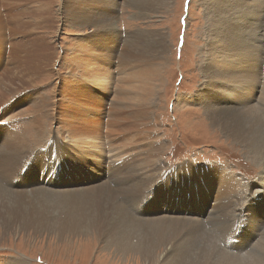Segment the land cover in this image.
<instances>
[{
  "label": "bare ground",
  "instance_id": "bare-ground-1",
  "mask_svg": "<svg viewBox=\"0 0 264 264\" xmlns=\"http://www.w3.org/2000/svg\"><path fill=\"white\" fill-rule=\"evenodd\" d=\"M31 1L41 0H0V5L2 4L0 33L2 30L5 32L4 20L15 26L17 35L30 34L32 37L39 29H43L46 20L51 19L44 13L50 8L49 2L38 3L35 17L40 18L42 22L34 24L31 19L30 22H25L26 11H21V6ZM109 1L57 2V11H63L67 19L74 22L73 25L77 23V25L92 26L94 31L91 30L92 33L85 36L78 49L73 52L76 55L73 66L67 63L71 58L70 55L64 57L65 74L61 76L59 100L52 101L41 97V90L39 92L33 87L35 84L27 87L33 91L31 96L29 93L25 96L29 98L31 104L37 97L40 98L33 104L35 111H31V113L34 111L32 116L35 118V123H33L37 129L36 136L39 142L37 143L40 146L34 151V144L25 140L23 132L14 134L10 127L7 129L8 137L4 139L2 135L5 132L0 128V175L8 185L10 184L8 187L0 179V227L5 231H10L16 226L20 231L33 229L35 233L49 232V234H57L58 231L62 235L69 233L79 235L75 237H94V241L104 243L105 249H112L113 254L127 258V261L132 257L140 264H161V261L167 264H264V241L258 240L260 228L264 226V170L258 177L259 186H256L257 188L254 189L256 191H252L253 194L250 196L245 193L241 181L231 178L233 181L231 182L230 179L231 185L227 187L229 196L227 195L226 199L223 196L216 197L213 191L215 184L221 180L220 176L215 174L209 181L206 179V182H203V171L191 164H188L184 170L183 167L171 169L168 172L172 175L169 184L162 183L154 187L158 183L155 181V177L159 175L157 171L161 169L156 157L158 150L164 145L160 142L159 135L155 133L158 132L156 125H151L153 120H150V115L154 110L151 113L150 110L155 102H159L161 87L157 77L161 68L166 66L163 59L169 45L166 34L159 31L139 30L128 34L127 40L122 39L118 32H114L115 26H111L115 19L112 17L113 12L107 9L111 3ZM169 1L127 0L129 5L140 10H145L152 2L162 6L167 5ZM206 2V11L209 14L207 18L209 46L203 47L201 54L204 80L202 85L200 84L201 89L195 96V101L204 104L209 123L215 132L241 145L247 156L256 163L262 161L264 164V23L262 22L264 0H206ZM3 8H8L7 10L12 12L7 14L6 10L4 14L1 12ZM15 11L18 13L12 14ZM33 17L30 15L27 19ZM255 20L259 22L254 25ZM22 28L27 29L23 31ZM101 30H104L106 35L97 34ZM142 32L149 33V36L141 34ZM12 35L16 36L13 30ZM30 37L25 43L20 41L17 42L20 45L15 43L16 45L12 47L9 59L10 63L14 61L15 63L13 67H9L8 64L0 76V101H2L0 105L6 102L8 97L22 95L19 94L24 84L21 79L26 82L31 80L23 77L34 72L30 65L23 63L30 57L29 49H38L34 39ZM121 41L125 44H121ZM39 47V49L44 48L42 44ZM19 52L23 54L20 55ZM93 54L98 55H95L98 62H93L89 58ZM4 56L5 51L3 53L0 50V69H4L2 66H5ZM111 56L113 60H110ZM32 57L36 58V56ZM42 58L44 60L46 57L42 56ZM18 61L29 71H19ZM149 61L155 63L148 67ZM139 64L143 68L138 72L140 74L137 73ZM16 65L19 66L17 70H15ZM39 68L40 72L47 71L45 67L39 66ZM53 72L50 70V73ZM155 75L157 79H154ZM16 79L20 82L17 83ZM82 85L88 86L91 90ZM82 95L86 100L90 99L93 105L81 101L79 98ZM92 97H97L98 100ZM108 97L107 104L112 98L109 110L106 108ZM177 101L179 106L192 102L190 97L186 96L178 97ZM50 109L54 110L52 118L61 117L64 126L62 128L68 131L66 136L71 145L67 144L65 139L56 136L53 144L58 143V145L48 144V149L45 145L43 151L41 140L45 135L41 127L47 122L44 117L48 115L47 112L50 113ZM102 118H105L104 122ZM28 120L27 118L26 122ZM117 121L129 123L128 125L134 127L129 126V129L137 131L140 138H143L134 143L136 146L133 153H127L126 140L123 141L124 146H121L123 142L119 144L120 146L115 145ZM45 157L46 159L52 157V161L47 165L42 164ZM53 161L62 168L58 165L54 166ZM27 162L32 165L26 167ZM25 169L27 170L24 172ZM162 177L165 175L159 176ZM74 182L81 183V186L73 187ZM187 184L194 188L195 194L198 192L201 194L196 195L194 203H187L194 204L197 210L204 209L205 213L201 212L199 218L194 216L196 214L175 216L179 203H176V206L171 200L175 198L177 192L182 195L183 189L188 191ZM67 186L70 188H65ZM117 194L126 196L128 202L125 207L137 218L120 203ZM234 203L238 204L239 217L245 219L247 216L248 219H245L247 225H243L244 222L230 215ZM161 205H170L166 214L162 213ZM189 207L193 208V206ZM213 209L216 211L211 218ZM220 218L226 222L235 221V224H240L225 225L229 236H232L231 233L237 231L241 224L245 226L248 235L254 236L255 246L246 253L245 257L240 256L243 257L242 260L234 257L239 255L232 256L222 251L213 240L203 235L201 226ZM57 239L62 238L57 237Z\"/></svg>",
  "mask_w": 264,
  "mask_h": 264
},
{
  "label": "rangeland",
  "instance_id": "rangeland-1",
  "mask_svg": "<svg viewBox=\"0 0 264 264\" xmlns=\"http://www.w3.org/2000/svg\"><path fill=\"white\" fill-rule=\"evenodd\" d=\"M46 1L49 2L48 5H50V8L45 10L44 13L45 15H49L51 19L46 20L43 29H39L35 35L32 37H30V34L17 35L15 33V26L10 24L11 22L9 23L7 20H4L6 27L5 32L2 30V33H0V50H2L3 53L5 51V66H2L4 69H0V76H2L8 64L9 67L14 66L13 63H15V61L10 63L9 59L11 50H13L12 47L14 45H20V41L21 43H25V41L30 37L34 39L35 43L37 44L36 47H38V49H29L31 52L30 54H32V56H36V58L28 54L30 57H28L26 61H23V63L25 62L24 64L30 65L34 72L28 73L27 76L21 74L24 78L31 79L27 82L26 80H20L24 83L22 85L23 87L20 86L23 89L20 88L19 90V94L21 93L22 95L19 96L18 94L19 97H17L15 94L16 96L13 95L10 98L8 97L6 102L0 105V108L5 105L4 108L0 109V128H2L5 132H3L4 134L2 135V138L6 139V137H8V127H10V130L14 134H20L23 132L22 134L24 135L25 140L32 145L34 144V151L36 150L37 146H40V144H38L39 142L36 136L37 129L34 126L35 118L32 116L35 111L33 104L40 100V98L35 97V102L31 104L29 98L25 96L28 95V93L31 96L33 91L27 87H30L31 84H35L33 87L36 88L37 91L41 90V92L39 91L41 97L52 99V101L55 99L59 100L61 95V76L65 74L64 57L69 54L71 58L67 63L73 66V62L76 60V55L73 52L76 51V49H78V45L83 42L81 40L84 39L85 36L91 34V30L94 31L92 26L77 25V23H75L76 25H73L74 22H70L63 11H57V2H64V0H41L40 2L31 1L22 5V9H25H21V11H26L24 14V21L26 19L25 22H27L31 19L30 21H32L34 24L41 23L42 21L39 20L40 18L35 17V12L38 9V3L44 2V4H46ZM51 2H53V4H50ZM109 2L111 3L108 5L109 7H107V9L113 12L112 17L115 19V21L112 22L113 24L111 23V26H115V28L113 27L115 29L114 32H118L122 39L124 38L127 40L128 34L137 32L139 30H149V32L159 31L166 34L167 44L169 45L163 59V61L166 62V66L161 68L157 77L160 81L159 82L157 80V82L160 83L159 87H161L158 95L159 102H155L154 106H152L150 110V113L152 110H154V112L151 113V115L149 114L151 117L150 120H153L151 125H156L155 127H157L158 132L155 133L159 135L160 142L164 145V147L160 148L161 150H158V156L156 157L158 160L157 163L160 164L161 169L157 171L159 175H157V178L155 177V181H158V183L154 187H158L162 183L169 184L170 179H172V175L168 172L171 171V169L183 167L182 170H184L188 167V164H191V166L196 165L195 167H198V169L201 168L200 170L203 171V182H206V179L209 181L211 177H214L215 174L220 176L221 180L215 184V189L213 191L216 197L223 196L226 199L229 196L227 187L231 185L230 183L233 181L231 178H234L236 181H241L245 187V193H247L249 196L252 195L253 192L256 191H254V189L257 188L256 186H259L257 185L259 184L257 182L258 177L261 174L260 172L264 170L263 162L260 161L259 163H256L247 156V153L244 151L241 145H238L227 139L225 135L215 132L209 123V117L205 112L204 104L198 102V100L195 101V96L197 95L198 91H200L204 80L201 70L203 55L201 54L205 46H209V42H207V31L209 29V19L207 18L209 14H207L208 11H206V0H170L167 5L163 4L162 6L155 5V2H152L147 8H145V10L132 7L128 4L127 0H113V2L110 0ZM112 3H114V5ZM116 4H118V6H116ZM0 6L2 7V4ZM7 9L8 8H3L1 12L6 14ZM10 12L12 11L7 10V14ZM15 13L18 12L15 11L12 14ZM30 15L34 17L27 19V17ZM68 22L70 23L68 24ZM258 22L259 21L255 20L254 25ZM262 22L264 23V19H262ZM26 29L27 28L23 29V31ZM12 30L16 35L14 37L12 35ZM104 30H101V32L98 31V33H96L101 36L106 35ZM141 34L149 36V33L146 32H142ZM120 35H118L119 38ZM120 43L125 44L122 41ZM41 44L44 46L43 49H39ZM76 53H78V51ZM19 54L22 55L23 53L19 52ZM41 55L46 58L43 60ZM95 55L96 54H93L92 56L90 55L89 58L92 59L93 62H98V58H96ZM47 56L49 58H47ZM45 60L50 61V63ZM110 60H113L112 56L110 57ZM17 63L20 64V67L16 65L15 70H17V67H19V71H29L28 68H24V66L21 65L20 61ZM113 63H115V61ZM148 63L149 67L153 65L152 63H155V61H149ZM45 65H50V68L46 67ZM39 66L45 67L47 71L45 73L40 72ZM141 66L140 64L138 65L137 68H140L137 70V73L143 70ZM50 70H53L54 72L50 73ZM35 75H38L39 77L36 78ZM157 78L155 75L154 79ZM20 81L16 79L17 83ZM92 84L94 83L92 82ZM77 85L79 84L77 83ZM82 86L91 90V88L88 86ZM262 88L263 85L261 84V89ZM54 90H56L55 94ZM69 92H71V90H69ZM114 92H116L115 88ZM97 94L99 93L97 92ZM83 95L81 96L82 98L80 97L79 99L83 102L89 103V105H93V102L90 99L86 100ZM99 96L103 97L102 94H99ZM180 96L190 97L192 102L190 101L188 104L179 106L177 98ZM92 98L98 100L97 97ZM108 99L109 97L106 100V104ZM111 100L109 101V104L106 105L107 110L111 108ZM19 101L20 103H18ZM1 102L2 101H0V104ZM120 108L124 107L120 106ZM32 110L34 111L31 113ZM129 111L133 110L129 109ZM53 112V109H50V113L47 112L48 115H45L44 117L46 118L45 120L47 122L43 124V127H41V129H44H42V131L44 133L43 135H45V137L42 138L43 140H41L43 141V151L45 145H47L46 149H48L49 145H58V143L53 144V142L56 141V136L57 138L60 137L62 140L65 139L67 144L71 145L68 136H66L68 131H65V129L62 128L64 126H62L61 117H53L57 120L56 121L52 118ZM27 118L30 121L28 120V122H26ZM102 119L104 122L105 118ZM116 124L117 133L114 135L117 137V142L115 145L120 146L119 144L126 140L127 153H133L135 151L133 149L136 146L134 143L143 138H140V135L137 131L129 129L130 127L134 128L128 125L129 123L117 121ZM122 135L125 138H123ZM78 136L79 135H77V137ZM33 140L36 141L34 142ZM160 142L157 143L160 144ZM121 146H124V142L121 144ZM51 161L52 157L49 159H46L45 157L42 161V164L47 165ZM31 165L32 164L27 162L26 167ZM53 165H58L59 168H62L61 165L55 161H53ZM26 170L27 169H25L24 172ZM161 175H165V177L159 178ZM223 178L224 180H222ZM0 179L3 181L4 185L9 187L10 184L8 185V183L3 180L1 175ZM230 179L231 182H229ZM75 185L81 186V183L74 182L73 187ZM188 186V191H185L184 189L182 190L183 196L177 192L174 195L175 198L171 200L175 205L176 203H179V206L176 205L179 208L176 210L175 216L184 217L189 216L190 214H196L194 216L199 218V216H201V212L205 213L204 209L197 210L194 208V204L190 205L187 203H194L196 201V195L201 194L199 192L195 194L193 192L194 188L190 184ZM65 188L70 187L67 186ZM117 195L120 197V203L125 207L128 199H126L125 195ZM169 206L170 205L160 206L163 214L167 213ZM189 206H193V208H190ZM242 206L246 207L244 204H242ZM231 207L232 211L231 214H229L238 218L240 222H244L243 225H247V221L245 220L248 219L247 216H245V219L239 217L240 211L238 204L234 203ZM125 208L132 216L137 218V216H135L127 207ZM209 208L210 206L208 209ZM215 211L216 210L214 209L211 210V218L214 217ZM221 219L222 218H220V220L214 219V221L207 222L206 224L202 225L201 230L204 231L203 235L209 237L210 240H213L217 244L216 246H219L218 248L222 251H225L229 255L232 254V256L239 255L234 257L240 258L242 260L246 253L253 246H255V242L253 240L254 236L251 237L248 235L245 226H242V224L239 226L240 228L237 229V231L235 230L233 233H231L234 236H229L225 225L232 226L240 224H235V221L232 223L226 222L224 219L221 221ZM231 226L229 228L232 230ZM56 232L57 234H49V232L35 233L33 229L20 231L16 226H14L10 231H5L3 227H0V264H16V262H18V264H140L135 262V259L132 257L128 259V262L127 258H122V256L113 254L114 251L112 249H105L104 243H100L98 240L94 241V237H75L79 235H73L69 233L62 235L58 231ZM263 232L264 226L260 228V235L258 237L259 242L264 241ZM57 237L62 239H57ZM235 242H237V244ZM229 246L232 247L228 248ZM242 255L243 257H240ZM160 263L167 264L163 263L162 261Z\"/></svg>",
  "mask_w": 264,
  "mask_h": 264
}]
</instances>
